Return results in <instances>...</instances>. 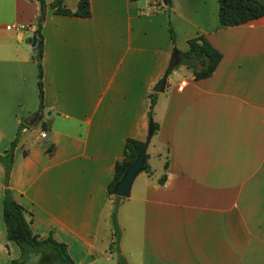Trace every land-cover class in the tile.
I'll return each mask as SVG.
<instances>
[{
    "label": "crops",
    "instance_id": "0c3cea01",
    "mask_svg": "<svg viewBox=\"0 0 264 264\" xmlns=\"http://www.w3.org/2000/svg\"><path fill=\"white\" fill-rule=\"evenodd\" d=\"M52 1L41 22L39 116L31 37L40 2L0 0V154L19 132L9 189L32 231L53 232L75 264L113 263L118 201L128 264H264V16L220 26L218 0H89L90 16L78 17L55 14ZM168 21L179 50L203 36L222 58L199 80L178 66L154 92L172 57ZM154 93L150 172L115 200V163L128 138L146 139ZM4 188L0 163V264H9L20 250L6 237Z\"/></svg>",
    "mask_w": 264,
    "mask_h": 264
},
{
    "label": "trees",
    "instance_id": "16d2710c",
    "mask_svg": "<svg viewBox=\"0 0 264 264\" xmlns=\"http://www.w3.org/2000/svg\"><path fill=\"white\" fill-rule=\"evenodd\" d=\"M37 1L40 2L41 0ZM161 1H163L168 8L172 5L171 0ZM50 6L54 9L55 14L60 15L89 17L91 14L89 0H79L77 8L73 11L62 5V0H53ZM261 16H264V4L258 0H218V21L220 26H235ZM41 25L42 23L39 21L35 29L37 41L40 43L43 41ZM168 26L172 44V57L176 58L174 68L182 65L190 69L196 80L211 76L222 58L220 51L203 36H197L187 40V48L185 50H179L176 46L175 33L169 21ZM37 65L38 115L40 116L44 109L43 73L40 60L37 62ZM150 99L151 102L147 112V137L144 141L133 138H128L126 140L122 157L120 160L116 161L113 178L107 186L108 195L114 197L115 200L118 199L113 195L115 185L121 179L127 167L138 156L145 143L149 142L150 138L159 128V125L152 118V109L156 101V94H152ZM24 126L26 125L22 123L20 125V130ZM18 137L19 132L11 142L10 149L5 154H0V163L4 169L5 186L2 201V218L6 228L7 239L13 241L20 250V256L17 259L11 260L9 264H27L32 256L38 257V264H75L68 254L66 244L56 240L53 236V232L48 233L46 236H40L32 231L29 213L12 197L9 189V176L13 165L14 148L16 147ZM164 168H167V163L164 164ZM143 170L148 173L150 172L146 163ZM164 181L165 174L159 178L158 183L163 184ZM111 226L114 229L113 234H116L114 211L111 214ZM111 245L110 249L117 252V263H120L122 260L121 264H125V260L116 247L113 246V242Z\"/></svg>",
    "mask_w": 264,
    "mask_h": 264
},
{
    "label": "water",
    "instance_id": "95a60500",
    "mask_svg": "<svg viewBox=\"0 0 264 264\" xmlns=\"http://www.w3.org/2000/svg\"><path fill=\"white\" fill-rule=\"evenodd\" d=\"M40 18L39 21L42 22L45 17V11H46V4L44 0L40 1ZM31 46L35 48V59L36 61H39L41 58V43L37 41L36 34H33L31 37ZM176 64V58L171 57L169 64L162 75V77L158 80V82L154 86V92H161L167 77L172 72L174 66ZM148 142L145 143L143 149L140 151L138 156L134 159V161L127 167L125 173L121 177V179L117 182L113 189V195L118 198H126L130 195V190L132 187V184L134 182V179L136 176L143 171L145 167V154H146V148H147Z\"/></svg>",
    "mask_w": 264,
    "mask_h": 264
},
{
    "label": "rangeland",
    "instance_id": "374dc122",
    "mask_svg": "<svg viewBox=\"0 0 264 264\" xmlns=\"http://www.w3.org/2000/svg\"><path fill=\"white\" fill-rule=\"evenodd\" d=\"M179 72V71H178ZM176 74V72H174ZM173 76V75H172ZM121 208V203H119L118 201H115L114 204L111 206L110 210H111V214L112 212L114 211L115 212V219H116V213H117V210ZM111 214H110V222H111ZM113 229V228H112ZM115 229H116V234H113V246L116 247L117 250L118 249V244L120 242V239H121V231L120 229L118 228V225H117V222H116V226H115ZM114 230V229H113ZM114 233V231H113ZM123 243V242H122ZM124 244V243H123ZM121 254V253H120ZM122 255V254H121ZM123 259L125 260V264H128L126 262V258L124 255H122ZM118 261V257H117V254H116V258H115V262L112 261L113 263H109V264H121L122 263V260L120 263H117ZM135 262H130V264H134ZM28 264H38V257L37 256H32L31 259L29 260Z\"/></svg>",
    "mask_w": 264,
    "mask_h": 264
},
{
    "label": "built area",
    "instance_id": "2783aa9c",
    "mask_svg": "<svg viewBox=\"0 0 264 264\" xmlns=\"http://www.w3.org/2000/svg\"><path fill=\"white\" fill-rule=\"evenodd\" d=\"M13 27V26H12ZM11 28V25H8L7 26V29H10ZM25 28V25L24 24H18L17 26H16V29H19V30H22V29H24ZM184 84V82H181V84H180V86H179V89L181 88V86Z\"/></svg>",
    "mask_w": 264,
    "mask_h": 264
}]
</instances>
